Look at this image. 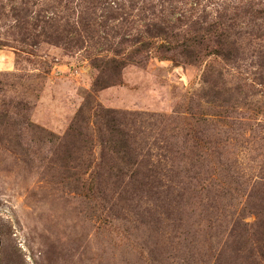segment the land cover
Instances as JSON below:
<instances>
[{
  "label": "rangeland",
  "instance_id": "rangeland-1",
  "mask_svg": "<svg viewBox=\"0 0 264 264\" xmlns=\"http://www.w3.org/2000/svg\"><path fill=\"white\" fill-rule=\"evenodd\" d=\"M0 264H264V0H0Z\"/></svg>",
  "mask_w": 264,
  "mask_h": 264
},
{
  "label": "trees",
  "instance_id": "trees-1",
  "mask_svg": "<svg viewBox=\"0 0 264 264\" xmlns=\"http://www.w3.org/2000/svg\"><path fill=\"white\" fill-rule=\"evenodd\" d=\"M110 62L112 63L111 71H112L113 73L117 74V75H119V73H120V71L122 70V68L126 65L125 62L119 61V59H117V58H113V59H111ZM93 63H94V65H95L96 67H98V68L101 69V67H100L99 64H97L96 62H93ZM103 72H105V70H101V72H100V77H98L97 82H96V85H99V83H101V77H102V75H103ZM84 108H85V107H83L82 109H80V111L77 113V114H78V117H79V116H83V114H84ZM76 118H77V117H76ZM111 122H114V120H112ZM96 123H98V122H96ZM94 124H95V123H94ZM109 126L113 128V127H115V124H114V123H113V124L110 123ZM109 137H110V135L107 136V138H109ZM107 138H106V141L109 142V141L111 140V138H109V139H107ZM117 143H118V145H119V148H118L119 150H118L117 152H120V151H122V149H123V150H127L128 153H129L130 149L133 148L132 140H131V138L129 137V135H128V137H127L125 134H122V135L119 137V139L117 140ZM109 159H111V161L114 162V163H115L117 160H119V161H121V162H124V163H126L127 165H130V164H133V163H134L133 159L131 158V159H132V161H131V159H130L126 154H124L123 156H121L119 159H112V158H109ZM121 172H122V171H121ZM122 173H123L124 176L128 175V174H126V173H124V172H122ZM120 175H121V173H120Z\"/></svg>",
  "mask_w": 264,
  "mask_h": 264
}]
</instances>
